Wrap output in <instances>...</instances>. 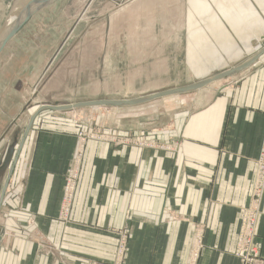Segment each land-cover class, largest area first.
Listing matches in <instances>:
<instances>
[{
    "label": "crops",
    "instance_id": "1",
    "mask_svg": "<svg viewBox=\"0 0 264 264\" xmlns=\"http://www.w3.org/2000/svg\"><path fill=\"white\" fill-rule=\"evenodd\" d=\"M148 1L150 7L147 0L132 4L130 0H102L93 16L101 24V44L105 45L110 22L132 6L147 11L160 5L174 17L173 0ZM96 2L86 0V12ZM246 3L250 14L243 21L244 33L237 13L230 27L223 26L218 50L224 55L240 54L241 35L264 36V0ZM152 23L145 26L151 28ZM171 25L174 33L173 18ZM251 40L255 43L254 38L243 40L245 47ZM262 49L264 45L250 57L258 55L245 72L209 90L198 109L175 111L165 123L159 119L141 131L111 134L116 138L143 134L171 150L85 139L67 223L57 218L65 177L78 151L79 125L54 124L42 113L58 111L51 106H64V101L79 103L90 97L82 95V82H77L82 73L76 70L68 73L74 75L76 85L67 82L64 72H55L41 90L34 89L31 100L38 106L33 123L13 125L20 139L14 136L0 143V162L7 146L16 143L14 160L0 178V264L110 263L116 256L113 228L128 234L120 264H238L234 251L241 208L249 202L256 176L254 159L264 135V62L257 61L264 54ZM93 58L92 95L163 89L161 84L141 85L142 73L132 75L128 56L121 60L120 72L110 55ZM44 66L35 73L32 87L38 84ZM118 77L121 83L118 80L116 86ZM221 86L223 91H219ZM261 206L256 236L260 264H264V198ZM199 230L202 244L194 258V237Z\"/></svg>",
    "mask_w": 264,
    "mask_h": 264
},
{
    "label": "rangeland",
    "instance_id": "2",
    "mask_svg": "<svg viewBox=\"0 0 264 264\" xmlns=\"http://www.w3.org/2000/svg\"><path fill=\"white\" fill-rule=\"evenodd\" d=\"M30 1L0 0V33L8 19L16 16ZM130 1L132 4L133 0ZM147 2L150 7L151 1ZM85 4L86 0H55L35 12L0 51V135L9 128L0 139L1 144L14 136H18L16 140L20 139L19 134L14 133L13 125L25 126L35 115L34 110L38 105L35 107L31 100L34 89L41 90L44 81L55 72H64L62 75L72 85L81 81L82 95L90 97L91 100L140 98L157 91L186 87L215 76L245 62L264 45V36L252 37L244 34L240 36V54L224 55L218 50L221 49L218 39L224 34L223 26H231L234 13L238 14L241 34L244 33L243 21L250 14L246 8V0H173L174 17H171L169 8L167 11L162 10L160 5L158 8L155 5L153 9L143 10L144 12L142 7L132 6L131 10L124 9L122 15L110 22L108 38L103 34L105 45L99 41L102 33L100 22L97 24L93 21V16L97 15V7L102 6V0H97L89 12H86ZM147 22H153V27L145 26ZM143 38H149V41L138 42ZM246 38H254L255 43L251 40L252 43L245 47L243 40ZM93 55L99 58L101 55H110L119 65V72L121 60L128 56L132 75L142 73L140 77L144 84L141 85L161 84L163 89L92 95L91 91L94 89L89 84ZM223 56L230 58L224 60ZM258 60L264 62V54ZM123 63L125 64V60ZM43 66V75L38 79V84L32 87L35 73ZM74 70L82 73L77 82L73 74H68ZM245 70L246 68L220 78L200 89L158 97L140 105L80 106L43 111L42 114L51 117L54 124H78V140L80 134L85 139H110L111 136L116 139L111 135L113 132L141 131L154 126L159 119L165 123L175 111L198 109L204 103V97L209 94V90L216 89L222 81L236 77ZM136 77L139 78L138 75ZM120 78H117L116 86L119 85ZM136 87L140 85L137 84ZM224 89L221 86L219 91ZM75 103L64 101L61 105Z\"/></svg>",
    "mask_w": 264,
    "mask_h": 264
},
{
    "label": "built area",
    "instance_id": "3",
    "mask_svg": "<svg viewBox=\"0 0 264 264\" xmlns=\"http://www.w3.org/2000/svg\"><path fill=\"white\" fill-rule=\"evenodd\" d=\"M78 143V151L72 161V166L69 169L65 177V186L63 190V198L60 205V213L58 215L59 220L67 223L69 222L70 206L74 198V191L77 185V179L79 174V160L82 154V145L85 138L80 134ZM109 141L118 144H134L138 147L147 148H161L166 150H171V147L166 143H161L159 141H153L146 138L145 135L141 134L138 136H126L121 138H110ZM256 161V172L255 179L251 188V193L249 197L248 204L241 208V214L239 218V228L236 233V245L234 256L237 258L238 264H260V245L256 236V229L258 225V218L262 214V200L264 198V135L261 142V147L259 154L254 159ZM116 238V251L115 258L110 263L104 264H120L124 258V253L127 247L128 234L125 229L113 228L111 231ZM195 242L192 249L194 258L198 256V251L202 244L201 231H197L195 234ZM96 264V263H89ZM102 264V263H100Z\"/></svg>",
    "mask_w": 264,
    "mask_h": 264
},
{
    "label": "water",
    "instance_id": "4",
    "mask_svg": "<svg viewBox=\"0 0 264 264\" xmlns=\"http://www.w3.org/2000/svg\"><path fill=\"white\" fill-rule=\"evenodd\" d=\"M54 1L55 0H31L21 10H19L16 13V16L14 17V19L2 28V32L0 33V51L3 49V47L6 46L7 42L11 40L17 34L20 28L32 18L35 12L46 7L48 4ZM261 52H264V49H262ZM257 56L249 58L245 62L237 66H234L231 69H227L226 71L217 73L215 76L203 79L200 82L188 84L186 85V87H176V88H170L168 90L157 91L149 95L140 96V98L95 99L92 101H79V103H75V104H65L64 106H51V107L57 110H64V109L80 107V106L95 107V106L101 105V106L110 107V106L140 105V103L154 100L155 98H158V97H164V96H168L174 93H185L186 91H193V90L200 89L201 87L206 86L207 84L214 82L220 78L228 77V76H231V74H235L237 72L244 70L248 65H250L257 58ZM43 108H46V107H43ZM33 117H31L30 119L31 120L30 125L33 121L32 120ZM15 145L16 143L13 142L7 146L5 156L0 162V178L4 175L11 161L14 160ZM0 190H1V184H0Z\"/></svg>",
    "mask_w": 264,
    "mask_h": 264
},
{
    "label": "bare ground",
    "instance_id": "5",
    "mask_svg": "<svg viewBox=\"0 0 264 264\" xmlns=\"http://www.w3.org/2000/svg\"><path fill=\"white\" fill-rule=\"evenodd\" d=\"M14 17H15V16H11V17L8 19V21L5 23V25H7L8 23H10V22L14 19ZM5 25H4V26H5Z\"/></svg>",
    "mask_w": 264,
    "mask_h": 264
}]
</instances>
